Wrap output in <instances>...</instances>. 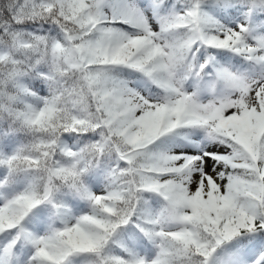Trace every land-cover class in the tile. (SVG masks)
Here are the masks:
<instances>
[{
  "label": "snow or ice",
  "instance_id": "1",
  "mask_svg": "<svg viewBox=\"0 0 264 264\" xmlns=\"http://www.w3.org/2000/svg\"><path fill=\"white\" fill-rule=\"evenodd\" d=\"M0 264H264V0H0Z\"/></svg>",
  "mask_w": 264,
  "mask_h": 264
}]
</instances>
